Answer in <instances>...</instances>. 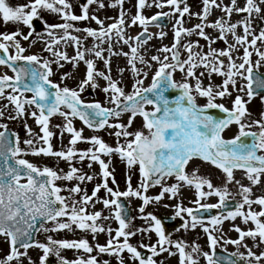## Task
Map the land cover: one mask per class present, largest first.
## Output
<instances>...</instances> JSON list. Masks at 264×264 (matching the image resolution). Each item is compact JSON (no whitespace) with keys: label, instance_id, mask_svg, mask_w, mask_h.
Returning a JSON list of instances; mask_svg holds the SVG:
<instances>
[{"label":"snow or ice","instance_id":"6c2138e0","mask_svg":"<svg viewBox=\"0 0 264 264\" xmlns=\"http://www.w3.org/2000/svg\"><path fill=\"white\" fill-rule=\"evenodd\" d=\"M125 0H111L107 5L104 0H81L80 15L74 12L73 4L70 0H28L26 3L11 6L7 0H0V20L3 26L16 25L14 31L0 32V66L6 67L13 72L12 76L7 73L0 75V101H7L0 105V119H4L5 110L11 109L8 119L17 120L31 115L36 124L40 127L41 136L36 137L27 124L25 130L30 139H26V144L30 152L24 151L20 147L19 136L15 132H10L8 125L0 123V237L8 244L9 251L0 258V264H23V259L27 258L28 264H34L28 255L29 249H39L43 255L39 257V264H47L50 255H54L59 264H101L98 256L92 255L95 251L99 254L116 258L117 264H125L123 254L126 252L133 264H163L158 262L156 257L167 252L169 256L179 257V264H199L195 258L196 254H201L199 245H191V252L186 251L189 247L183 241L173 242L165 234L162 222L156 216L149 213L140 218L150 221L151 226L147 228H132L131 218L128 217L124 206L119 203V197H136L143 202L139 208L140 213H144L145 207L152 201H161L165 194H170V198L178 196L180 188L187 186L195 189L196 209L176 206V217H183L181 213H186L190 218L182 225L184 229H195L201 227L207 234L208 246L213 250V254L202 253L207 264H217L214 259V251L218 246L215 232L220 231V225L225 221H235L240 218L247 225L251 223L252 228L247 230L239 226L231 229L238 233L235 240L225 239V244L236 245L247 249V255H239V259L245 264H261L264 261V251L257 255L252 248L248 247L244 241L251 239L253 247L264 245V195L253 199V187L260 185L264 177V113H261L259 120L245 123V119L251 116L246 104L250 103L259 91H264V79L256 76L252 57L255 61V68L258 69L264 62V51L257 46L258 43L264 45V26L259 27L257 34L254 22L261 21L264 24V0H243L240 6L239 0H229L228 4L224 0H200L202 8L200 12L193 13L188 4V0H136V14L128 22L125 17L128 13L124 10ZM97 9H119L118 17H108L115 22L105 27L104 20L97 15L90 14L91 6ZM183 5V7H181ZM156 7L160 12L145 17L142 14L144 8ZM165 7L170 8V12L162 11ZM218 10L222 16L209 22V17L213 11ZM42 12L54 14L59 18V23H49L41 15ZM178 14V15H177ZM233 14L240 15L241 19L232 22ZM195 17L199 23L191 28L184 27L185 18ZM165 18H175L173 24V43L171 46H163L156 51L163 53L152 55L150 60L159 67L152 75V82L149 87H143L144 79H134L132 91L125 93L121 87V81L113 79L110 59L105 58L107 51L113 56H123L127 60L128 68H119L118 72L123 76L126 70H130L134 77H147L148 73L137 67V64L144 65L151 69L152 64L148 62L140 49L144 48L149 41L155 39L162 40L167 33L161 31L153 35L148 31L149 25L163 27L160 22ZM82 21H92L99 26L98 30L85 27L79 28L75 24ZM37 22L40 28H37ZM20 25L28 28L27 35H24ZM139 25L143 31L136 36H127L125 27ZM206 29H212L217 33L215 37L209 35ZM242 29V34L238 33ZM73 33H84L83 38ZM44 36L49 39L44 40ZM196 36V41H189L182 44L184 37ZM19 37V39H17ZM31 43H43L44 52L51 53L53 59H44L40 55H24L25 48L21 45V40ZM231 37L232 42H229ZM92 38V47H85V41ZM123 44L129 48V52L113 51V41ZM205 41V45L199 43ZM63 42L64 46H72L76 49V54L69 57L67 52L57 50V46ZM218 42H223L225 47L217 49L214 47ZM107 45V48L104 47ZM207 48L205 51L204 48ZM187 54L181 59L180 49ZM242 49L243 54L234 57V53ZM170 54V55H169ZM87 56H94L101 60L106 71L98 70L93 59ZM237 59L240 61L237 63ZM23 64L17 66L18 62ZM72 64L73 69L78 68L82 62L86 72L77 89L53 83L52 64L59 68L64 67V63ZM204 69L199 72L198 69ZM182 74V82L174 79V74ZM213 75L222 77L220 85L211 82ZM72 73H65L61 76V83L70 79ZM207 78V86L203 84V78ZM106 82L102 91L106 95V102L114 105L113 108H104L99 102L85 103L81 99L87 86L97 89L99 84L97 79ZM237 78L247 83L239 86V92H246L247 101L241 95H236L232 101V109L229 110L223 104L215 103L216 99H224L232 93L229 87L237 90ZM194 80V86L189 80ZM179 90L180 95L175 99H169L165 93L169 90ZM25 93H31V98H27ZM198 97L207 99L205 106L201 107L196 103ZM264 103V100H262ZM151 105L153 111H146L145 106ZM35 107L39 111L28 112V109ZM61 109H67L62 111ZM209 109H218L225 113L223 119H216L206 112ZM123 114H129L127 124L109 123V118L119 120ZM54 115L63 117L65 123L60 132L63 138L65 132L71 135V140L67 151H54L51 140L55 135L49 130L50 118ZM139 116L143 119L144 131H128L132 127L135 118ZM79 118L84 124L94 131L114 129L110 135L117 138L116 146L111 147L101 138L93 136L90 139L83 137L82 131H77L72 124V119ZM238 126V134L232 139H224L223 133L231 125ZM57 127H60L59 125ZM259 129L256 131H246L250 128ZM124 143H120V139ZM131 138V139H130ZM250 138V139H249ZM42 141V145L37 148V143ZM79 142L91 144L93 147L83 151H77L75 145ZM116 154L122 161L126 162L129 169L139 166L140 184L134 190L131 184V176L127 178V191H113L108 186L109 163H105L101 156H111ZM26 155L45 157H58L59 159L73 164L78 157L79 163L89 161L88 167L96 163L100 167V175L104 179L102 184H98L91 193L86 191L80 195L79 199H74L72 195L65 197L60 195L62 191L79 195L82 191L81 184L91 182L95 177L87 173H82L76 167H70L66 174L58 173L47 166L40 168L26 159L19 158ZM201 160L212 165L223 173V180L220 187L215 186L211 179L199 174V169L194 168L190 173L186 171L190 162ZM241 170L244 178L249 181L245 186L240 180L235 178V171ZM174 177L177 183L171 186H164V182ZM78 181L74 187L62 189L57 186L56 181ZM25 181V182H22ZM112 183H116L112 179ZM236 185L237 192L241 200L235 204L234 210H223L227 208L228 199L233 196L228 191V185ZM160 186L162 191L155 197H149L147 193L149 187ZM101 188L112 197L111 200H96L103 203L105 209L115 206V211L110 216H104L100 211L89 213L87 206L97 197ZM206 189V190H205ZM218 197L217 204L201 203L208 197ZM234 198V197H233ZM259 206V211L253 208ZM165 207H168L165 205ZM211 209L221 210V215L212 216L205 221L198 218L194 212L203 210L208 212ZM247 209V210H245ZM175 218V217H174ZM115 219L119 227L112 229L105 227L98 221ZM39 221V226H37ZM51 223L53 227H45ZM90 233L93 240L98 234L105 233L109 239L104 245L93 246L85 238L78 240L54 239L51 235L47 237V243L35 240L34 232H72ZM113 231L115 235L112 236ZM148 235L151 233L158 238L155 244H145L141 242L138 247L130 243L132 237L137 234ZM222 234V233H221ZM121 238L123 242L121 241ZM175 248L176 251H171ZM21 249L23 251H21ZM150 253L145 257L140 251ZM63 250H75L87 254V258L77 256L69 261L61 255ZM103 264H109L104 260ZM228 264H235L229 260Z\"/></svg>","mask_w":264,"mask_h":264},{"label":"rangeland","instance_id":"374dc122","mask_svg":"<svg viewBox=\"0 0 264 264\" xmlns=\"http://www.w3.org/2000/svg\"><path fill=\"white\" fill-rule=\"evenodd\" d=\"M7 2L11 6H16L18 4L28 2V0H7ZM70 2L73 4L75 14L80 15L81 10L79 7V0H70ZM110 2H111V0H104V3L106 5ZM149 3H151V0H149ZM224 3L228 4L229 0H224ZM239 3H240V6H243V0H239ZM135 4H136V0H125V2H124V5H123L124 10L128 13V16L125 17V19L128 22H130L131 17L136 14ZM188 4L191 7V11L193 13H197V12L201 11L202 5H201L200 0H188ZM181 7H183V5H181ZM160 11H161V9H157L156 7L153 6L151 8H144L142 10V14L145 17L150 18L151 16L155 15L156 13H158ZM162 11L170 12L171 9L165 7ZM90 14H95L101 20H104L105 27H106L108 24L115 22L113 19H107V18L108 17H113V18L118 17L119 9H112V8L107 7V6L105 7V9H97L96 6L93 5V6H91ZM41 15L49 23L62 22L54 14L42 12ZM222 15H223V13H221L220 11L214 10L212 16L209 17V22L214 21L215 19L219 18ZM240 19H241V16L236 15V14H233V16L231 17L232 22H236ZM162 23H163L162 25H166V26L156 27V28L167 33V35L162 40L157 39L160 41L159 44L154 43V40H155V38H154L153 40L149 41V43L144 48L140 49L141 55H144L145 58L148 60V62L152 64L151 69H148L144 65H141L139 63L137 64L138 68H140L142 71H146L148 73L146 78L143 76L134 77L130 70H126L124 72L123 76H121L118 72V69L119 68H128L126 58L123 56H113L110 53H108L107 51H105L103 53L105 58L110 59L111 66H112V64L114 66H116L115 69L112 70L111 75H112L113 79L121 81L120 86L124 88L126 94L130 93L132 91V84L134 83V79H137V78L144 79L143 87H149L151 85L152 75L154 74L156 68L159 67V65H157L155 62L151 61L150 57L152 55H160V57L162 59L164 54L158 53L156 51V49L163 47V46H169L170 47L171 44L173 43V24L175 23V18H171V19L165 18L164 20H162ZM197 23H199V21L194 16L192 18H185L184 27L191 28ZM75 26L79 27V28L90 27V28H93L96 30H98V28H99V26L96 25L95 22H92V21L78 22L75 24ZM253 26L256 29V32L258 34L259 27L264 26V24H262L261 21H256V22H254ZM16 27H17L16 25H9L8 28H5L3 26L2 20H0V32H4V31L11 32V31H14ZM19 27L22 30L23 34L27 35L29 29L24 27L23 25H20ZM39 28H40V26H39ZM142 30L143 29L139 25L133 26V27H127L126 26L125 27L126 37L129 35L130 36H136ZM237 31L239 34H242V29H238ZM206 32H208L209 35H211L213 37H215L217 35V33L215 31H213L212 29H206ZM158 33H160V32H158ZM73 35H78L81 38H83L84 33H73ZM153 35L155 36V35H157V33L155 32ZM17 39H19V37ZM32 39H36V37L30 38L29 41H23V40L20 41L22 47H24L26 50L24 55L36 54V55L42 56L44 59L52 60L53 57H52L51 53L43 51L44 44L43 43L32 44L31 43ZM43 39L48 40L49 38L47 36H44ZM197 39H198V37H196V36L184 37L182 39V44H186L190 40L194 42ZM229 42L230 43L232 42L231 37H229ZM114 43H115V38H114L113 44ZM199 43L201 45H205V41H203V40H200ZM92 44H93L92 38H88L85 41V47H87V48L92 47ZM120 45H123V44H120ZM257 46L260 48L261 51H264V45H261L258 43ZM104 47L107 48V45H104ZM214 47L217 49H223L225 47V45L223 42H218L217 44L214 45ZM125 48H126V51H123L122 49H120L119 52H121V51L122 52H129V48L127 46ZM57 50L62 51V52H67L69 57H72L76 54V49L74 47H72L70 45L65 47L63 42H61V44L57 46ZM204 50L205 51L207 50L206 46H205ZM180 52H181V59L186 58L187 54L183 51V48L180 49ZM242 54H243V51L241 49L239 52H236L233 55H234V57H239V56H242ZM86 58L87 59H93L96 63V67L98 70L106 71L104 64L101 60H97L94 56H87ZM112 59H115L114 63L111 62ZM257 59H258V57L253 55L252 60H253L254 70H263L264 62H262L261 66L258 69L255 68V61ZM239 62L240 61L237 59V63H239ZM61 63H64V62L61 61ZM52 70L54 73L53 76L51 77V80L53 83L60 84L61 87L67 86V87L73 88V89H77L79 82L84 79L85 72H86L85 65L82 62L79 64L78 68H76V69H73L72 64H70V63H64L63 68H59L56 64H52ZM201 71H204V69H202V68L198 69L197 75H199V72H201ZM5 73H7L9 76L13 75L10 69L2 67L0 69V75H3ZM65 73H72V77L70 79L63 81V83H61L60 78ZM174 79L177 82H182V74L179 72H176L174 74ZM222 80H223L222 77H219L216 75H213L211 78V82L214 85H220L222 83ZM188 82L191 83L193 86L195 84V81L191 80V79ZM97 83L99 84V87L95 90L92 89L90 86H87L85 91L83 93H81V99L85 103L99 102L102 105V107H104V108L115 107L114 105L106 102V100H107L106 95L102 91V88L106 86V82L104 80L98 78ZM208 83H209V80L206 77L203 78V84L205 86H207ZM245 83H247V82L237 78V90H233L231 87H229V91L232 93V95L229 97H225L224 99H216L215 103L223 104L226 108L231 110L232 109V101L235 99L236 95H241L244 98V100L247 101L248 98H247L246 92H239L238 91L239 86L242 84H245ZM25 96L27 98H31L30 94H25ZM262 100H264V98L262 96H256L251 100L250 103L246 104V107H247L248 111L251 113V116L247 117L245 119V121H244L245 123L260 119L261 113H264V103H262ZM4 103H7V101H0V105H2ZM196 103L199 106L203 107L206 105L207 99L197 96ZM61 110L67 111V109H61ZM145 110L146 111H153V108L151 105H146ZM32 111H36L37 115H39L38 110L34 106L28 109L29 113ZM10 112L12 115H15V113L13 111H11V109L5 110V117H4V119H0V123L7 124L8 129L11 132H15L19 136L20 147L24 151L30 152L31 149H29V147L26 144H24V141L26 139H30L32 137H29V135L27 134V132L25 130L24 125L27 124L28 127L31 129L32 133L36 137H39L42 135V133L40 132V127L36 124L35 119L32 118L31 115H26L25 117L17 119V120L8 119V115ZM128 119H129V114H123L120 116L119 120H117L115 118H109V123L127 124ZM64 123H65V121H64L63 117H60L58 115H55V116L50 118L49 130L55 134L51 140V144H52L54 151H60V150L67 151V149L69 147H72L69 144V141L71 140V135L69 133L65 132L63 135V138L62 139L60 138V132L62 130ZM72 124H73V127L77 131H82L83 137L85 139H90L93 136H97V137L101 138L109 146H111V147L116 146L117 138L114 135H110L111 132L115 131L114 129L105 128L103 130L94 131L93 129L85 127L78 118L72 119ZM58 125L60 127H57ZM138 130L144 131L145 134H147V130L143 129V119H142V117H139V116H137L135 118V120L132 124V127L129 128L128 131L135 132ZM0 131H3V129H0ZM246 131L258 132L259 129L253 127L250 129H246ZM237 134H238V126L233 124L227 130H225V132L223 133V138L226 140L232 139ZM120 143L121 144L124 143V140L122 138L120 139ZM41 145H42V141L37 143L36 147L39 148ZM91 147H93L91 144L85 143V142H79L75 145V149L77 151H83V150H86V149L91 148ZM259 154L264 155V153H259ZM19 158L26 159L29 162L33 163L34 165H36L40 168L47 166L49 168L56 170L58 173H61V174H66L69 171L70 167L74 166V167L80 169L82 173H87V174L93 175L95 177L91 182H85V183L81 184V188L84 191H82L79 195L70 194L66 190L62 191L60 193V195L65 196V197H69L70 195H72L74 199L78 200L80 195H83L85 191H86L87 195L91 196L92 190L98 184H102L104 182V179L100 175V167L98 164L92 163V167L89 168L88 167L89 161L86 160L83 163H79V162H77L78 157L74 159V162L71 165L69 163L59 159L58 157H51V156L45 157L43 155H40V156L26 155V156H22ZM101 159H103L105 161V163H109V161H110L108 170L111 173V176L108 178L107 182H108V186L110 188H112L113 191H119V192L127 191V178H128V176H131L132 188L134 190H136L138 188V185L140 184V180H141L138 165L129 169L126 165V162L122 161L120 159V157L116 154H113L111 156H103L102 155ZM194 168L199 169V174L201 176H206V177L210 178L212 183L215 186H217V187L221 186V183L223 180V173L220 172L218 169L214 168L212 165L205 163L201 160H194V161L190 162L186 171H188L190 173ZM234 175H235V178L237 180H240L242 184H244L245 186L249 185V181H247V179L244 178L243 171L236 170ZM113 178L116 181L115 184L112 183ZM77 183H79V182L75 181V180H73V181H63V180L56 181L57 186L61 187L62 189H68V188L74 187ZM175 183H177L175 178L169 177L164 182V186H171L172 184H175ZM161 191H162V188L160 186L149 187L147 193H143V194L147 195L149 197H155V196L159 195ZM228 191L233 194V196L229 197L228 202H234V203L240 202V200H241L240 196L236 195V192H237V186L236 185H234V184L228 185ZM253 193H254L253 199L256 198L257 196L264 195V177H262V182L260 185L253 187ZM119 198H123L125 200L126 204L128 205V209L132 212V215L130 218H131L133 230L137 229V228H147V227L151 226L150 221H145V220L140 218L142 215H148L149 213L156 216L157 218L159 216H164V217H169V218L175 217L176 219H178L179 224L177 227H175V228L170 227L167 229L164 228L165 234L167 236H169L173 242L183 241L185 244H187L189 247L186 249V251H188V252H191V245H193V244L199 245V247L201 249V254H196L195 258L199 261V264H207V261L205 260L204 256L202 255V253H205V252L210 254L212 251V249H210L208 246L207 234L203 232L201 227H197L194 230L191 229V227H189L187 230L184 229L182 227V225L185 221L190 222L189 216L186 213H181V216L183 217V219H181V217H176V215H175L177 205H181L182 207H185V208H192V209L197 208V205L194 203V201L196 199L194 188L182 186L180 188L178 196L175 198H170V194H165L164 198L161 201H159L158 203L155 201H152L149 205H147L145 207L144 213L139 212V208L141 206H143V202L140 199H138L136 197H123V196H121ZM103 199L111 200L112 197L107 194L105 189L101 188L100 192L97 193V197L93 198V202H91L87 206L88 212L92 213V212L100 211L102 213V215H104V216L112 215V213L115 211V206H113L112 208H109V209H105L103 206V203L96 202V200L102 201ZM218 202H219L218 197H215V196L208 197L206 200L201 201V203H206V204H217ZM165 205H167L168 207H165ZM253 208L256 211L260 210L259 206H257V205H253ZM245 210H247V209H245ZM262 219H264V218H262ZM206 222H207V220L205 221V226H208ZM98 223L103 224L105 227H111L112 229H117L119 227V224L115 219H110L107 221L101 220V221H98ZM233 226H239L241 229H244V230H247V229L253 227V225L251 223L245 225L241 221L240 218H237L235 221H225L222 225L219 226L220 231L214 233V235H216L217 239H218V246L215 248V250L228 252L230 254L242 253L246 256L247 255V249H245L244 247H237L236 245L225 244L223 242L225 239L235 240L238 238V233L231 230L233 228ZM45 227L50 228V227H53V225L51 223H48L45 225ZM49 235H51L54 239L78 240L80 238H85L93 246H95L97 243L100 245H104L106 243V241L110 238L109 235L107 234V232H105V233L98 234L96 239L93 240L92 235L90 233L80 232L79 230H75V228H74V231H72V232H68L67 230H65L63 232H56V233L38 232V234L36 236V241H39L41 243H47V237ZM114 235H115V232L113 231L112 236H114ZM150 235H151V239L148 238V235L138 233L136 236L131 238L130 243H132L134 246H137V247L141 242H143L145 244H155L158 238L156 237V235L154 233H151ZM120 242H123L122 238H121ZM244 243H246L248 245V247L252 248V250L257 255H259L260 252L264 251V245H261L260 247H253V241L251 239L246 238ZM140 250H143V249H140ZM8 251H9L8 244L4 242L3 237H0V258H2L4 255H6L8 253ZM21 251H23V250L21 249ZM171 251L175 252L176 249L172 248ZM28 255L31 257L34 264H39V257L41 255H43V253L41 250L33 248V249L28 250ZM61 255L64 258L68 259L69 261L74 260L77 256H83V257L87 258V254H85L83 252H77L75 250H63L61 252ZM92 255L98 256L99 260L101 261V264H103L104 260H108L109 264H117L115 257H111V256L104 255V254H99L95 251L92 253ZM123 257L125 260V264H133L132 260L129 258V255L126 252L123 254ZM236 257L239 258V255H236ZM156 259L158 262L163 261V264H179L178 255L169 256L167 252L162 253L159 257H156ZM49 260H51L53 262V264H59L58 259L54 255H50ZM13 264H15V262H13ZM23 264H28L27 258L23 259ZM244 264H245V262H244ZM253 264H255L254 261H253ZM261 264H264V261H262Z\"/></svg>","mask_w":264,"mask_h":264},{"label":"water","instance_id":"95a60500","mask_svg":"<svg viewBox=\"0 0 264 264\" xmlns=\"http://www.w3.org/2000/svg\"><path fill=\"white\" fill-rule=\"evenodd\" d=\"M79 2H81V0ZM160 23L163 24L162 21ZM36 26H37V28H39L40 25H39L38 22H37ZM149 26H155V25L153 24V25H149ZM0 56H2V53H0ZM22 64H23V61L18 62L17 66H20ZM254 73H255L256 76H259L261 79H264V74L261 75L258 72H254ZM27 94H31V93H27ZM258 94H264V91H259ZM178 95H180V91L178 89L177 90H169L168 92L165 93V96L167 98H169L170 100L171 99H175V97H177ZM206 114L207 115H211V116H213L216 119H223V118L226 117V114L220 112L218 109H209L206 112ZM82 123L84 124L83 121H82ZM118 202L121 203L124 206V208H125V210L127 212V215L130 218L131 212L127 210V205L125 204V202L122 201V200H119ZM235 204L236 203H234V202H228L227 208L223 210L224 214L227 213V211L234 210ZM194 214L198 218L206 220V219H210L212 216H216L217 214H221V210L211 209L208 212H204L203 210H200L199 212H194ZM158 219L161 220L162 226H164V227L177 226V224H178V222H177V220L175 218H166V217H161L160 216ZM39 223L40 222L37 221V226H39ZM36 234H37V232H34V237H36ZM212 254H213V252H212ZM214 259L216 260L217 264H228L229 260L235 261V264H241L240 260L234 258L233 256H230L229 254H225V253L218 252V251H214ZM48 264H52V263L49 262Z\"/></svg>","mask_w":264,"mask_h":264},{"label":"bare ground","instance_id":"6f19581e","mask_svg":"<svg viewBox=\"0 0 264 264\" xmlns=\"http://www.w3.org/2000/svg\"><path fill=\"white\" fill-rule=\"evenodd\" d=\"M142 31H143V30H142ZM148 31H149L150 33H152V34H154L155 32H161V30L158 29V28H156V27H148ZM154 43H155V44H159L160 41L157 40V39H155V40H154ZM125 47H126V46H124V45H120V44H116V43H114V44H113V51H115V52H119L120 49H122L123 51H126V48H125ZM111 62L114 63V62H115V59H112ZM115 67H116V66H114V65L112 64V66H111L112 70H114Z\"/></svg>","mask_w":264,"mask_h":264},{"label":"flooded vegetation","instance_id":"af4514ba","mask_svg":"<svg viewBox=\"0 0 264 264\" xmlns=\"http://www.w3.org/2000/svg\"><path fill=\"white\" fill-rule=\"evenodd\" d=\"M257 71H259L260 73H263L264 72V70H257ZM259 96H262L263 98H264V95H259ZM145 257H147L148 255H150V253H145V254H143ZM242 264H244V262L242 263Z\"/></svg>","mask_w":264,"mask_h":264}]
</instances>
